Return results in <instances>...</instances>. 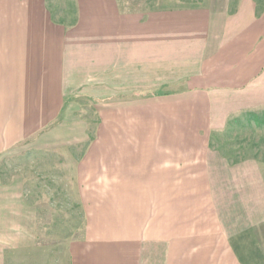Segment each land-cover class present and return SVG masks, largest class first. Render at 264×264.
<instances>
[{"label":"crops","instance_id":"crops-1","mask_svg":"<svg viewBox=\"0 0 264 264\" xmlns=\"http://www.w3.org/2000/svg\"><path fill=\"white\" fill-rule=\"evenodd\" d=\"M229 7L76 0L66 26L46 0H0V264L51 250L32 183L4 178L23 146L65 152L84 222L68 264H264L263 167L213 146L264 113V4ZM79 99L100 100L94 130Z\"/></svg>","mask_w":264,"mask_h":264},{"label":"rangeland","instance_id":"rangeland-1","mask_svg":"<svg viewBox=\"0 0 264 264\" xmlns=\"http://www.w3.org/2000/svg\"><path fill=\"white\" fill-rule=\"evenodd\" d=\"M55 15L56 21L72 26L76 18V0H46ZM241 0H119L121 7L130 12H144L156 9H180L207 5L219 8L225 5L236 6ZM264 4V0H256ZM229 7V8H230ZM158 93V92H157ZM146 96H151L149 93ZM100 100L79 99L74 111L78 117L86 120L94 130L98 123L96 111ZM255 114V113H254ZM242 116L240 122L228 126L213 146L221 154L233 160H244L247 156L255 157L264 171V113ZM245 120H249V124ZM245 124V125H244ZM94 132V131H93ZM23 146L5 155L3 159L4 178L21 182L29 181L34 188L32 196L42 205L40 245L50 248L45 255L46 264H68V258L62 246L78 238L83 229V217L74 196H70L71 175L67 170L66 159L62 151L46 154ZM64 156V157H63ZM264 178V173L262 174ZM27 192V191H26ZM72 193V192H71ZM31 194V193H30ZM44 203V204H43ZM44 226L45 231L42 230ZM44 231V233H43ZM42 233L44 235H42ZM261 263V262H260ZM42 264V263H39Z\"/></svg>","mask_w":264,"mask_h":264}]
</instances>
